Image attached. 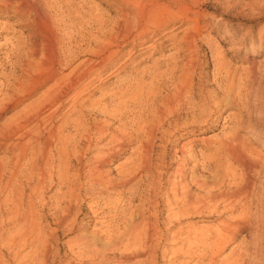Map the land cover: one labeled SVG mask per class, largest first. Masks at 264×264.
Returning a JSON list of instances; mask_svg holds the SVG:
<instances>
[{"label": "bare ground", "instance_id": "6f19581e", "mask_svg": "<svg viewBox=\"0 0 264 264\" xmlns=\"http://www.w3.org/2000/svg\"><path fill=\"white\" fill-rule=\"evenodd\" d=\"M97 1L106 5L110 0ZM116 2V17L109 20L96 6L86 7L85 0H0V16L13 19L23 28L22 35L0 44V53L6 50L11 67L7 73L0 68V111L45 88L15 119L0 126V150L12 139L17 140L6 149L10 155L7 160L0 159V249L6 246L16 250L29 241L40 253L36 264H48L51 256L38 213L44 206L60 213L49 238L72 230L76 218L72 210L88 202L102 208L101 212L113 208L115 229L120 222L125 225L117 237H112V246L125 242L141 247L158 235L160 224L179 223L196 211L244 210L247 199L251 200L247 185L213 194V189L225 186L227 172L223 166L218 169L216 184L193 176L188 182L186 172L193 174L197 165L188 170L187 160L196 157L188 153L177 158L170 152L180 138L192 134L186 142L190 144L199 140L193 133L202 135L215 129L224 106L246 112L254 121L243 125L242 132L264 129V115L247 112L250 103L256 107V99L250 103L245 99L255 81L258 61L244 58L247 65L240 70L224 64L228 53L234 59L242 48L264 50V27L255 40L251 27L239 40L234 37L238 40L234 47L211 51L217 84L209 90L207 63L200 51L202 44L212 45L201 37L210 30V25L200 26L209 14L202 10L199 0ZM252 2V10L264 5V0ZM257 15L253 22L264 18V13ZM209 16L210 23L218 26L220 19ZM190 22L193 25L184 30L173 52L167 54L164 44L171 43L172 47L176 42L171 27ZM150 41L152 45L139 48ZM239 71L245 79L235 85ZM111 79L117 81L105 87ZM236 118L231 122L234 131L220 140L204 141L205 159L219 162L224 154L243 162L242 150L250 146L237 132L236 125L242 122ZM127 152L128 159L112 178L107 168ZM173 166L171 188L162 193L167 183L164 177L171 175L168 171ZM244 167L249 169V163ZM237 183L232 179L228 189ZM190 185L207 191V195L193 197ZM125 198V205L119 208ZM162 202L171 211L161 220L157 210ZM248 221L246 214L233 216L220 221L212 232L188 240L212 250L214 260ZM112 234L109 231L105 236L110 239ZM76 241L79 255L86 254L91 260L103 252L94 234L81 233ZM240 249L229 252L235 261H242ZM14 255L16 258L17 252Z\"/></svg>", "mask_w": 264, "mask_h": 264}, {"label": "rangeland", "instance_id": "374dc122", "mask_svg": "<svg viewBox=\"0 0 264 264\" xmlns=\"http://www.w3.org/2000/svg\"><path fill=\"white\" fill-rule=\"evenodd\" d=\"M252 1L254 0H199L201 8L203 11H205V13L214 15L220 19L218 26L210 23L209 15L205 16L202 21H200V26L210 25V30H208V32L201 37L204 40L209 39L212 45L208 46V44L204 43L200 48L201 55L204 57V61L207 63L205 72L207 77L206 79L210 85L208 87L210 88L209 90H213L217 84L214 82L213 77L214 63L211 58V51L215 50L216 47H219L221 50H229L230 47H234L236 45L235 43L239 40L240 35L249 31L251 27L255 30V40L257 39L258 34H260L262 31V27H264V18H260L258 21L253 22V16L255 18L258 16L257 14L264 13V8H262L264 5H262V7L260 6L261 9L258 6L259 8L256 7L255 10H252ZM85 4L88 8L96 6L98 13L104 18L113 20L116 17V0H110L108 3H106V5H99L97 0H85ZM192 25L193 23L190 22L189 24H186L182 27L178 24H175L171 27L173 30L171 35L176 36V42L172 47H170L171 43L164 44L167 54L173 52V47L184 36V30L190 28ZM22 33L23 28L19 26L17 22H15L13 19H9L7 16H0V44L5 40L13 39L19 35H22ZM234 37H237L238 40ZM246 41L249 42L250 37H248ZM152 43L153 41H150L145 46H140L139 48L142 49L148 47L152 45ZM7 47L8 45L5 46V49ZM128 49L129 48L124 49L122 53L126 52ZM145 52L146 50L140 51V53ZM4 53H7L6 50L2 52V54L0 53V68L2 71L7 73L11 71V67ZM228 55V57L226 56L224 58V64L237 70L246 68L247 64L243 62L244 58L247 60L255 58L258 61L259 67L255 71V81L253 85L250 86V88L248 87L249 91L245 99H247L249 103L253 99H256V107L251 106L252 103H250L247 109L249 114L254 116V112L259 111L260 115H264V50L256 49L251 52L245 51V48H242L234 59L231 57L233 56L231 53H228ZM124 61L125 58L122 59L120 63ZM239 72L240 73L237 74L234 82L235 85L238 84V81L242 83V80L245 79V74L241 73V71ZM240 74L242 75L240 76ZM106 75L107 74L102 76L101 79H104ZM116 81V79L109 80L105 87L112 85ZM44 89L45 88L23 99L22 102L15 107L1 110L0 126L6 125L15 119V117L21 113L22 110L32 104L39 97ZM221 112V116L218 118L215 129L205 132L202 135H197L198 132L193 133V135H196L199 140L190 144H186V142L192 134L180 138L174 143L170 155L177 158H185L188 153H191L194 155V157H196V160H187V163H189L187 167L188 170L194 164L197 165V170L196 172L193 171V174L190 172V170L186 172L185 177L186 180L188 179V182L190 176H193L194 178L204 181L207 184H212V182H215L216 184L220 179L218 172L219 167L223 166L226 168V184L224 183L225 186H222L223 188L217 187L213 189V194H218L220 191L225 190L232 192L236 188L247 185V191L251 192L248 193L249 195L247 194V197H251V200L247 199L248 208L246 207L244 210L240 209L233 212L223 210L222 208L221 210L219 208V212L196 211L189 213L187 216L182 217L179 220V223L173 222L170 224H160V227H158L157 230L159 233L155 238L150 239L146 243H142L141 247H136L131 244L125 245V242L117 244L116 246H112L111 243L114 236L117 237L119 233L122 232L125 225L120 222L119 226L117 225V229H115L114 226H116V223L111 219L115 214L113 208H108L101 212L102 208L97 209L88 202L78 205L72 210V217H74V215L76 217L72 230L63 231L59 233L57 237L49 238L48 233L55 228L54 224L56 219L60 216V213L54 211L50 207L48 208V206H44L45 208H41L43 212L39 210L38 213L42 217V232L47 235L45 238H47L48 245L51 248V256L48 260V264H264V129L258 127L254 128V131L252 132H242V129L244 128L243 125L247 126V124L250 125L251 123H254L253 120L248 119L246 112H241L235 108L225 106L222 107ZM233 116L235 118L237 117L235 121L242 122V125H236V130L239 134H242L244 140L249 143L250 146L248 149L242 150L243 159H245L242 163H240L234 157L224 154L222 155L219 162H215L212 159H205L204 155H208V153L206 152L207 144H205L204 141L220 140L224 136L234 131V127L231 125V122L234 118ZM246 118L248 122H251L248 123ZM12 141L16 142L17 140L12 139ZM12 141L7 142L0 150V159L2 162H5L4 160H7V158L10 156L7 154L6 149L8 146H10ZM128 157L129 152L120 154L109 165L107 169L111 172L110 175L112 178H115L116 176L117 167L123 164L124 161L128 159ZM248 163L250 168L246 169L244 165H248ZM174 167L175 166H173L171 170L168 171L169 174L172 173ZM234 178L236 179V182H238L237 185H234L233 189L232 186L228 189V182ZM172 180V174L164 177V181L167 183L165 184L162 193L169 191ZM190 191V194L193 197L199 198L206 196L208 193L207 191L201 190L197 186L193 185H190ZM127 197L128 195L126 198ZM126 198L123 200V202H121L119 208L125 205ZM137 204L138 202L135 201L134 205ZM170 211L171 208H169L166 203L162 202L160 203L157 213L159 218L162 220L167 214L170 213ZM237 214L248 215L249 224L235 237L232 242L229 243L228 246H226L225 249L215 256L214 260H212L211 257L212 250H208L200 244H191L190 240H188L193 236L212 232L214 229H216L220 221L233 216H238ZM109 231L113 233V236H111L110 239L105 236L106 232ZM81 233H86L88 235L94 234L98 247L103 251L95 259L91 260L86 256V254L85 256L84 254L79 255L77 252L76 237ZM159 235L163 237L161 238ZM45 238L43 240H45ZM240 248L242 249L240 254L243 258L241 257L242 261L240 259L238 262L231 257V253L229 252L233 249H235V251H239ZM33 249L34 248L29 244V241H27L23 247L18 249L16 248V250L11 248L9 250L8 247L4 246L2 249H0V264H36L40 253L39 251H36L35 249L34 251ZM16 252L17 257L15 258L14 253Z\"/></svg>", "mask_w": 264, "mask_h": 264}]
</instances>
